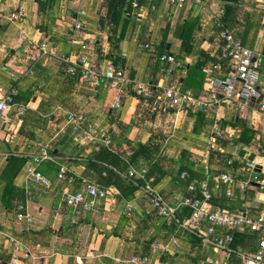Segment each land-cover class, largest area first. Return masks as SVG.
I'll use <instances>...</instances> for the list:
<instances>
[{
    "label": "crops",
    "instance_id": "crops-1",
    "mask_svg": "<svg viewBox=\"0 0 264 264\" xmlns=\"http://www.w3.org/2000/svg\"><path fill=\"white\" fill-rule=\"evenodd\" d=\"M48 3L39 12L38 0H0V90L14 88L17 92L15 105L8 111L10 122L3 124L0 120V172L11 156L26 158L12 180L13 190L0 182V264H8L11 258L16 264H130L126 261L132 256L146 257L145 264H198L206 257L230 264L228 257L203 247L197 235L181 225L189 214L186 208L179 210L180 223L168 226L139 190L125 199L114 186H109L115 193L113 203L100 200L91 211L72 220L63 193L77 190L84 181H98L94 171L84 164L69 161H85L91 143L99 141H79L64 112L80 113L85 125L106 128L111 150L115 152L125 150L128 154L130 146L158 139L156 164L140 169L146 170V176L152 178L149 185L169 205H176L185 196L196 197L197 192L189 191L187 186L201 180L208 183L212 195L208 210H263L264 192L257 185L243 190L233 188L232 197L227 198L225 188L212 181L214 175L225 169L219 156L225 158L233 149L239 157L260 161L255 151L264 145V118L257 114L254 105L238 111L240 83L233 82L232 103L215 107L205 115L169 106L161 111L155 108L154 101L169 87L195 97L207 95L209 79L201 69L219 63V27L215 24L220 16L218 10L222 11V25L235 38L239 39L244 32V46L260 62L258 85L264 86V0L187 3L167 11L163 18L128 6L117 23L110 21L104 0ZM229 7L233 12L227 17ZM18 8L24 16L13 23L7 21V15ZM80 10L86 14L80 15ZM74 21L82 22L80 29L74 28ZM20 31L26 33L28 41L18 39ZM42 43L54 48L56 55L38 57ZM82 44L89 49L83 51ZM145 44L149 47L144 48ZM82 54L96 65L111 61L123 70L127 82L123 84L118 109L109 108L116 89L104 88L101 83L90 87L79 80L78 56ZM163 54L171 55L174 61H161L159 55ZM69 67H73V73L68 71ZM222 68V72L214 71L221 80L231 72L227 62ZM135 84H149L153 97H136ZM19 106L24 107L21 115L16 109ZM36 119L47 120L37 125ZM213 125L223 133L219 139L238 138L242 127L252 132V138L247 144L219 148V154L209 148ZM41 148L48 154L50 150L52 154L58 153L49 154L50 161L36 166L50 180L48 187L25 173L26 165ZM239 148L248 154H239ZM182 153L194 173L189 182L184 180L186 172L179 173ZM54 164L67 167L69 173L64 179L57 178ZM237 168L234 171L238 179L249 178L248 172ZM225 172L232 175V169ZM182 173L185 177H181ZM19 205L32 215V223L16 220ZM56 213L60 215L58 220ZM41 229L50 231L45 235L34 233ZM7 237L13 242L8 243ZM153 244H159L161 249H152ZM235 250L237 261L233 262L239 264V254L251 253L249 247L239 246Z\"/></svg>",
    "mask_w": 264,
    "mask_h": 264
},
{
    "label": "built area",
    "instance_id": "built-area-1",
    "mask_svg": "<svg viewBox=\"0 0 264 264\" xmlns=\"http://www.w3.org/2000/svg\"><path fill=\"white\" fill-rule=\"evenodd\" d=\"M205 0H127L130 8L135 11L156 14L157 17L163 18L167 11L180 9L187 3L198 4ZM80 15H85L84 10L78 12ZM221 16L222 11L218 10ZM24 16V11L21 8L11 11L6 20L14 22ZM219 16V17H220ZM219 17H216L215 24L219 27V55L220 58L227 62L231 72L225 79L221 80L214 75V71L222 72L221 63L214 64L210 67L202 69V73L209 79L210 90L205 97H195L189 93H182L174 87H169L163 90L159 95L155 96L154 105L156 109L164 111L167 106L177 107L181 110L192 109L202 115L207 114L215 107L227 106L234 100L233 82L238 81L240 88L237 91V109L242 112L248 107L254 105L255 111L260 117L264 118V86H259V59L256 54L239 39L235 38L232 31L225 28ZM82 22L74 21V28L80 29ZM20 41H28V36L24 31H20L18 35ZM144 48L149 45L145 44ZM83 51L89 48L82 44ZM56 50L48 47L46 43L39 46L38 57L55 56ZM161 61L173 62L171 55L163 54L159 58ZM68 61V59H66ZM79 80L87 83L90 87L101 83L104 88L116 89L117 94L110 103V109H118L120 107L121 96L123 92V84L127 82L124 78V73L121 68H118L111 61H102L99 65L91 62L88 55L82 54L78 56ZM70 73L74 72L73 67H69ZM149 84H135L133 91L136 97L143 100L153 97V91ZM17 92L14 88L8 91L0 90V120L3 124L10 122L8 115L9 109L15 105L14 98ZM19 115L24 113V107L16 108ZM62 110V109H58ZM66 122L71 125L72 132L78 135L79 141H99L104 146L110 147L111 140L109 139L108 130L106 128H94L90 125H85V118L80 113L64 112ZM222 131L217 125H213L209 136V148L216 147V139L222 137ZM76 135V136H77ZM208 146V145H207ZM248 154L247 150H244ZM256 154L260 161L254 162L247 157H239L236 150L230 154L227 163L230 164L233 160L237 161L238 171H246L249 173V178L246 180H235L228 173H219L212 177V181L223 186L224 195L227 198L232 197L233 188L245 189L251 184H255L264 192V145L257 149ZM50 159L45 148H41L38 153L32 157L31 163L25 167L27 176L32 177L35 182L46 187L50 186V180L42 175L36 168L41 160ZM260 166V167H257ZM69 173L66 166H60L57 171V178L64 179ZM128 178H131L133 185L137 187L144 196L147 197L149 203L155 210L157 216L164 219L166 225L172 223H180L178 212L182 208L188 210V217L181 225L191 230L200 239L203 247L211 250L214 253H221L224 257H228L232 250V232L236 230H246L256 234L255 250L248 254H239L240 264H264V209L251 213L246 207L228 210L224 208L207 209L208 202L211 199V191L206 181H195L187 186L189 191L197 192V197L185 196L176 205H169L161 195L149 185L152 181L151 177L146 176L145 169H134L129 167L125 173ZM181 177H185L182 173ZM71 180L70 177H68ZM141 182V183H139ZM113 188L104 187L91 181H84L81 186L73 192L63 193L65 206L69 208L72 220H75L83 214L91 211L96 203L100 200H109L114 202ZM127 210L130 207L127 205ZM59 213L54 216L59 219ZM15 218L18 222L32 223V215L26 207L19 205L16 210ZM7 242H13V239L7 237ZM152 249H161L159 244H153ZM146 257L132 256L128 261L130 264H145ZM8 264H16V260L11 258ZM198 264H220L219 261L210 257H206L198 262Z\"/></svg>",
    "mask_w": 264,
    "mask_h": 264
},
{
    "label": "trees",
    "instance_id": "trees-1",
    "mask_svg": "<svg viewBox=\"0 0 264 264\" xmlns=\"http://www.w3.org/2000/svg\"><path fill=\"white\" fill-rule=\"evenodd\" d=\"M107 13L109 16L110 21L113 23H117L121 19V15L123 10L127 7L129 8V4L126 0H104ZM48 0H38V11L41 12L44 10V7L47 6ZM227 17L233 12L232 7H229L227 10ZM226 17V18H227ZM185 33L183 34V37L185 36ZM244 32H242L239 35L240 42L244 45ZM163 48V46H162ZM161 55H159L160 58ZM205 63L208 60H204ZM222 64L224 67L226 64V61L222 60L221 58L218 61ZM204 63V64H205ZM203 69V68H202ZM201 69V70H202ZM15 102V98H14ZM47 119H50L48 117ZM47 119H36L37 125H39V122L41 123L46 122ZM252 138V132L246 128L242 127L240 131V136L236 139L229 138V139H216V147L213 148V152H218L219 154V148L225 150L227 147L239 145V144H247L250 139ZM160 141L158 139L148 141L144 144L136 143L134 146H130L128 154H126L125 150L123 151H112L111 148H108L104 146L102 143L99 142H92L89 148V153L86 155L85 161H69V163L77 164L82 163L84 166L87 167V169L94 171L95 176L97 177V184L109 187L114 186L119 192L120 195H122L123 198L129 199L130 195L133 194L137 187L133 185V181L131 178H128L125 173L129 166H133L136 169H140L144 167L146 164H156V158L158 156ZM239 154H243L244 152L239 148ZM53 151H49L50 155H58V153L52 154ZM79 157V156H78ZM230 158V154L227 155L225 158L222 156H219V159L222 161V164L225 166V169L221 171L220 173L224 172L226 170L232 169V176L235 180H241L238 179L237 175H235V169L237 168V162L233 160L230 164L227 163V159ZM26 158L24 157H17V156H11L9 160L5 163L4 168L0 172V182L4 183V185L7 188L12 187V180L17 174L20 167L24 164ZM43 161H50L47 160H41ZM178 166H179V173L186 172L187 176L184 179L185 182H189V180L193 179L194 173L192 169V165L190 162H188L187 157L185 156V153H182V155L179 157L178 160ZM53 171L58 170V165L54 164V168L52 167ZM148 172V170H147ZM201 181V180H199ZM196 191V190H195ZM195 197V196H191ZM197 197V196H196ZM182 212L184 209H181ZM180 210V211H181ZM179 213V212H178ZM175 223H172L168 226H173ZM50 230L49 229H41L39 231H34V233H41L43 235L47 234ZM233 240L230 244L232 253L228 255L229 263L232 264L233 260H236V248L239 246L242 247H249V250L251 253L255 250V238L256 234L246 231V230H236L232 232ZM143 256V255H142ZM237 261V260H236ZM233 262L237 263L238 262Z\"/></svg>",
    "mask_w": 264,
    "mask_h": 264
},
{
    "label": "bare ground",
    "instance_id": "bare-ground-1",
    "mask_svg": "<svg viewBox=\"0 0 264 264\" xmlns=\"http://www.w3.org/2000/svg\"><path fill=\"white\" fill-rule=\"evenodd\" d=\"M257 167H260V166H257Z\"/></svg>",
    "mask_w": 264,
    "mask_h": 264
}]
</instances>
